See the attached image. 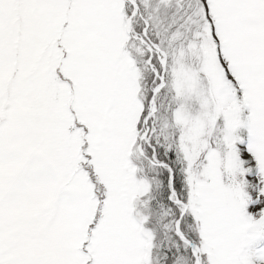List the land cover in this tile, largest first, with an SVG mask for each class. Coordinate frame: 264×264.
<instances>
[{"label": "snow or ice", "instance_id": "6c2138e0", "mask_svg": "<svg viewBox=\"0 0 264 264\" xmlns=\"http://www.w3.org/2000/svg\"><path fill=\"white\" fill-rule=\"evenodd\" d=\"M0 264H264V0H0Z\"/></svg>", "mask_w": 264, "mask_h": 264}]
</instances>
